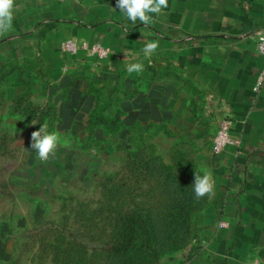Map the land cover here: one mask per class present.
Wrapping results in <instances>:
<instances>
[{
	"label": "rangeland",
	"instance_id": "374dc122",
	"mask_svg": "<svg viewBox=\"0 0 264 264\" xmlns=\"http://www.w3.org/2000/svg\"><path fill=\"white\" fill-rule=\"evenodd\" d=\"M66 57L69 62L57 72L46 74L37 61L27 60L0 79V264H126L127 257L113 255L110 246L120 218L129 213L153 220L157 247L164 251L156 264H227L204 248L197 218L206 208L192 216L182 248L170 251L165 244L170 207L184 199L182 185L193 184L189 167L196 174L209 172L215 135L201 140L173 135L174 125L124 120L112 133L84 122L96 103L97 112L108 115L106 104L122 92L136 88L143 95L150 86L177 78L170 72L149 85V66L141 61L143 74L126 70L114 76L95 55ZM20 102L36 112H22ZM125 102L117 105L123 112ZM46 105L55 107V115L47 113L39 122ZM42 124L60 138L47 161L31 149V133ZM172 164L177 178L166 180L164 166Z\"/></svg>",
	"mask_w": 264,
	"mask_h": 264
},
{
	"label": "crops",
	"instance_id": "0c3cea01",
	"mask_svg": "<svg viewBox=\"0 0 264 264\" xmlns=\"http://www.w3.org/2000/svg\"><path fill=\"white\" fill-rule=\"evenodd\" d=\"M168 3L161 14L148 13L145 25L127 19L116 0H25L0 36V64L33 60L54 73L70 60L62 43L75 40L106 48L103 61L114 76L140 61L172 72L173 84L160 79L123 103V120L174 125L173 135L201 140L223 118L232 121L241 144L210 154L214 195L197 225L211 255L227 264L264 263V85L253 90L262 67L253 33L264 32V0ZM154 40L159 47L145 57V43Z\"/></svg>",
	"mask_w": 264,
	"mask_h": 264
},
{
	"label": "trees",
	"instance_id": "16d2710c",
	"mask_svg": "<svg viewBox=\"0 0 264 264\" xmlns=\"http://www.w3.org/2000/svg\"><path fill=\"white\" fill-rule=\"evenodd\" d=\"M17 63V61H9L7 63L0 64V79L12 73L16 68ZM147 70L148 72H150L148 80L149 85L159 79H165L167 75L170 74L169 71L158 72L155 68L152 67H148ZM171 76L176 77L173 74ZM137 94L138 90L134 88L128 93L122 92V98L117 97L113 101L109 100L105 106V108L110 111L108 115H104V112L102 111L97 112L96 108L98 105L96 103L94 105V107L96 106V108H94V110H92V112H90L86 116L84 121L85 125L88 127L101 126L112 133H118L123 127L124 112L120 108H118L117 105L122 100H132ZM24 102L26 103V101H23V104ZM29 105L30 104H28V107ZM18 107H20V110L22 112H25L24 109L26 111L28 110V112H36L35 107H33L32 109H28V107L22 105L21 102L19 103ZM45 107V112L39 113V122H44V118L47 113L52 112L55 115V107L50 105H46ZM180 157L184 163L188 165L192 164L191 161L185 160L183 155H180ZM137 163L139 165H142L145 164V161L143 159H139L137 160ZM189 168L190 174H192V172H194L195 174L194 167ZM164 170L166 180H174V178H177L175 177L173 164L172 166H164ZM196 171L198 175H201L198 173V170ZM181 184L182 183H178L176 186L180 188ZM189 184L190 183L186 185L185 183L184 185H182V193L184 194V199L174 202L170 207L172 212H170L167 216L169 220L168 228H170V230L166 236L168 243L165 242V244H171V249H169L170 251H174L175 248L180 249L188 242L192 216L197 211L208 207V203H206L208 196H204L201 199L197 200L195 198L193 187ZM157 239L156 228L151 217L146 214L129 213L120 218L119 228L115 234L113 243L110 246V251L117 257H127L126 264H156L157 260L164 252L161 247H157ZM136 252H138V254Z\"/></svg>",
	"mask_w": 264,
	"mask_h": 264
},
{
	"label": "clouds",
	"instance_id": "9594fccd",
	"mask_svg": "<svg viewBox=\"0 0 264 264\" xmlns=\"http://www.w3.org/2000/svg\"><path fill=\"white\" fill-rule=\"evenodd\" d=\"M15 0H0V36L10 32L13 27ZM169 7L168 0H116V8L124 13L130 21L135 23L137 20L147 25L151 23L148 13L161 14L163 9ZM159 47L158 41L146 42L142 51L145 57H150ZM142 63H131L127 65V71L142 72ZM47 125L42 126L31 133V149L37 152L40 161H47L50 156L55 155V151L60 142L56 132H47ZM195 198L197 200L204 196L211 198L214 195V180L208 171L198 175L195 173L192 184Z\"/></svg>",
	"mask_w": 264,
	"mask_h": 264
},
{
	"label": "built area",
	"instance_id": "2783aa9c",
	"mask_svg": "<svg viewBox=\"0 0 264 264\" xmlns=\"http://www.w3.org/2000/svg\"><path fill=\"white\" fill-rule=\"evenodd\" d=\"M67 1V0H60ZM253 39L258 54L262 58V67L259 75L256 79V85L253 88L254 91H259L264 85V32L255 31L253 33ZM61 51L67 55H76L79 52H85L90 55H95L98 59H105L108 56V50L102 47L99 43H88L85 41L67 40L61 45ZM232 121L229 118H223L216 131L215 137L212 143V150L218 153L227 148L239 147L241 144L240 139H236L231 135ZM250 264H264L260 260H252Z\"/></svg>",
	"mask_w": 264,
	"mask_h": 264
}]
</instances>
